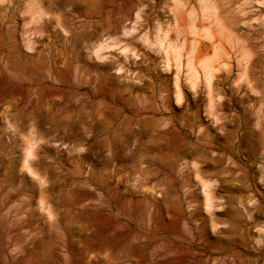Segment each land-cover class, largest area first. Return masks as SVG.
I'll return each mask as SVG.
<instances>
[{
	"label": "rangeland",
	"instance_id": "1",
	"mask_svg": "<svg viewBox=\"0 0 264 264\" xmlns=\"http://www.w3.org/2000/svg\"><path fill=\"white\" fill-rule=\"evenodd\" d=\"M0 264H264V0H0Z\"/></svg>",
	"mask_w": 264,
	"mask_h": 264
}]
</instances>
